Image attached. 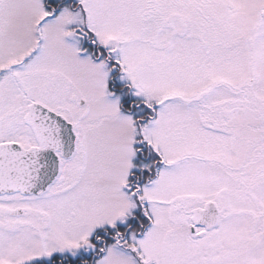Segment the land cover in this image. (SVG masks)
<instances>
[{
  "label": "snow or ice",
  "instance_id": "snow-or-ice-1",
  "mask_svg": "<svg viewBox=\"0 0 264 264\" xmlns=\"http://www.w3.org/2000/svg\"><path fill=\"white\" fill-rule=\"evenodd\" d=\"M0 264H264V0H0Z\"/></svg>",
  "mask_w": 264,
  "mask_h": 264
}]
</instances>
